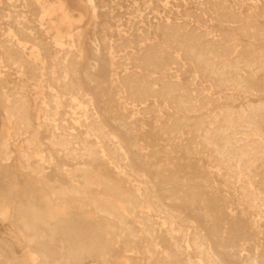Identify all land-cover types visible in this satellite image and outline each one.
I'll use <instances>...</instances> for the list:
<instances>
[{
  "label": "rangeland",
  "instance_id": "374dc122",
  "mask_svg": "<svg viewBox=\"0 0 264 264\" xmlns=\"http://www.w3.org/2000/svg\"><path fill=\"white\" fill-rule=\"evenodd\" d=\"M261 62L264 0H0V264H264Z\"/></svg>",
  "mask_w": 264,
  "mask_h": 264
},
{
  "label": "bare ground",
  "instance_id": "6f19581e",
  "mask_svg": "<svg viewBox=\"0 0 264 264\" xmlns=\"http://www.w3.org/2000/svg\"><path fill=\"white\" fill-rule=\"evenodd\" d=\"M6 9H8L7 7H6ZM41 10V9H40ZM5 22V21H4ZM157 23V22H156ZM157 26V25H156ZM40 27V26H39ZM164 30V29H163ZM12 40V39H11ZM16 42V41H15ZM201 48V47H200ZM221 48V47H220ZM194 50H196V49H194ZM214 50V49H213ZM202 51V50H201ZM220 51V50H219ZM194 52V51H193ZM207 52V51H206ZM258 52V51H257ZM199 55V54H198ZM196 55L197 57H196V61H197V65L200 67V66H203V68L205 67V70H204V72H206L207 73V71L213 76V77H216L218 80H220V82L221 83H223L222 85H227V83H231V81H230V76H229V73H228V68L230 67H228V65L227 66H224V65H222V67L220 68V66H217L216 64H214V62H212V60H211V58H210V56H209V54H208V56L207 55ZM212 55V54H211ZM228 55V54H227ZM178 56V55H177ZM191 56V55H190ZM214 56V55H213ZM220 57V56H219ZM229 57V56H228ZM178 58V57H177ZM25 59V58H24ZM236 59V58H235ZM238 59V58H237ZM244 59V58H243ZM248 59V58H247ZM222 60V59H221ZM245 60V59H244ZM249 60V59H248ZM247 60V61H248ZM252 61V60H251ZM219 62V61H218ZM237 62H239V61H237ZM243 62V61H242ZM242 62H240L239 64H237V65H235L236 67H234L233 68V70L232 71H240V70H242V67H244L243 69H245L246 67H247V69L246 70H249L250 68H251V66H253L255 63H248V64H245V66L243 65H241L242 64ZM245 62V61H244ZM195 63V62H194ZM262 64H263V62H261ZM223 64V63H222ZM196 65V66H197ZM257 65V64H256ZM255 65V66H256ZM233 66V65H232ZM70 67V66H69ZM198 67V68H199ZM195 68H197V67H195ZM255 68V67H254ZM252 69V68H251ZM250 69V70H251ZM257 69V68H256ZM260 69V70H259ZM259 71H262V73H264V64L263 65H261V67H259ZM71 70V69H70ZM207 70V71H206ZM246 70H245V72H246ZM257 70V71H258ZM69 71V70H68ZM256 71V72H257ZM249 72V71H248ZM255 72V73H256ZM205 73V74H206ZM234 73V72H233ZM250 73V72H249ZM254 73V72H253ZM257 73H259V72H257ZM204 74V73H203ZM159 75V74H158ZM210 75V76H211ZM242 76H243V74H242ZM244 77V76H243ZM254 77V76H253ZM252 76H251V78H253ZM258 77V76H257ZM262 77V76H261ZM239 78H241V76L239 77ZM82 79V78H81ZM94 79V78H93ZM25 80V79H24ZM241 80V79H240ZM258 80V79H257ZM213 81V80H212ZM242 81V80H241ZM248 81V80H247ZM260 81V80H259ZM83 82V81H82ZM207 82V81H206ZM25 83V82H24ZM220 83V84H221ZM233 83V82H232ZM242 83V82H241ZM244 83V82H243ZM251 83V82H250ZM252 83H254V82H252ZM256 83H258V81L256 82ZM245 84V83H244ZM231 85V84H230ZM237 85H238V83H237ZM63 86H64V84H63ZM250 86V85H249ZM256 86V85H255ZM241 87H242V85H241ZM252 87V86H251ZM254 87V86H253ZM239 88V87H238ZM242 88H244V87H242ZM232 89V88H231ZM253 89V88H252ZM230 90V89H229ZM63 91V90H62ZM233 91V90H232ZM261 91V90H260ZM237 92V91H236ZM263 93V92H262ZM259 95V94H258ZM200 96V95H199ZM180 97V96H179ZM206 98V97H205ZM202 100V99H201ZM189 101V100H188ZM195 101V100H194ZM207 101V100H206ZM235 101V100H234ZM182 103V102H181ZM186 103H188V102H186ZM188 104H190V103H188ZM259 104V103H258ZM181 105V104H180ZM191 105V104H190ZM189 105V106H190ZM234 105V104H233ZM187 106V105H186ZM257 107H258V105H256ZM260 107H258V110H259V108L260 109H264L263 108V106L261 107V105H259ZM256 108V107H255ZM193 109V108H192ZM230 109V108H229ZM251 109V108H250ZM203 110V109H202ZM229 111V110H228ZM256 111V109H252V111H251V114L253 113V112H255ZM6 112V111H5ZM4 112V113H5ZM218 112H220V111H218ZM226 112H227V110H226ZM225 112V113H226ZM232 112V111H231ZM250 112V111H249ZM259 112V111H258ZM229 113V112H228ZM227 113V114H228ZM223 114V113H222ZM221 114V116H224V114L222 115ZM237 114V113H236ZM240 114H242V113H240ZM5 115H6V113H5ZM226 115V114H225ZM249 115V114H248ZM216 116V115H215ZM240 115H237V117H239ZM6 117H7V115H6ZM6 117H5V120L7 121V119H6ZM225 118L223 119L224 120V125L222 126V127H217L216 129H215V131L214 132H210V131H208L207 129H204V130H207V133H205V131L203 130H201L202 129V126L204 127V125H202L200 128V131L201 132H204L205 133V135H203V139H204V142L205 143H207V145H205V146H210L209 148L212 150V148H213V150H214V154H217L216 156L218 157H220L222 160L224 159H227L229 162H232L233 164H237L239 167H240V170H241V168H245L247 171L246 172H248L249 171V173H251L252 174V172H253V170H254V166L252 165V164H250V162L249 161H247L245 158H247L246 156H245V154L243 153V152H240V151H238L236 154L237 155H232V153H231V151H233V149L231 150L229 147H230V143H231V137H230V135H229V133H230V131L231 130H233L234 129V127L235 126H237L236 124H237V122L241 119V118H237L235 115H233L232 113H230L229 115H227V116H224ZM253 117H255L254 115H253ZM42 118H44V117H42ZM215 118H218V117H215ZM215 118L213 119V120H215ZM219 118H221V117H219ZM223 118V117H222ZM243 118V117H242ZM247 120V121H246ZM245 121H244V123H248L250 126H251V124L253 123L252 122V120L250 121V119L248 120V118L246 119ZM43 121V120H42ZM221 121V120H220ZM241 122V121H240ZM27 123V122H26ZM43 123V122H42ZM202 123V122H201ZM199 124H200V122H199ZM203 124V123H202ZM215 124H216V122H215ZM42 125V124H41ZM197 125V124H196ZM209 125V124H208ZM212 124H210V127L211 128H213V126H211ZM250 126H248V127H250ZM31 127V126H30ZM60 127V126H59ZM195 127V126H194ZM239 127V126H238ZM209 128V127H208ZM215 128V127H214ZM237 128V127H236ZM30 129V128H29ZM240 129H241V127H240ZM245 129V128H244ZM247 129V128H246ZM235 130V129H234ZM247 130H249V129H247ZM37 131V130H36ZM200 131H197L198 133H199V135H200ZM237 131V130H236ZM240 131V130H239ZM242 131V130H241ZM235 132V131H234ZM233 132V133H234ZM244 132V131H243ZM257 132V131H256ZM50 133H51V131H50ZM53 133V132H52ZM61 133H63V132H61ZM237 133H238V131H237ZM244 133H246V132H244ZM244 133H242L241 135H243ZM260 133V132H259ZM64 134V133H63ZM62 134V135H63ZM235 134V133H234ZM262 134V133H261ZM50 135V134H49ZM199 135H197V138H198V136ZM240 135V134H239ZM245 135V134H244ZM246 135H248V134H246ZM55 135H53V137H54ZM202 137V136H201ZM60 139V138H59ZM243 139V138H242ZM242 139L240 140V138H239V141H242ZM47 141H48V139H46ZM202 140V139H201ZM25 141V140H24ZM200 141V140H199ZM234 141V140H233ZM30 142V141H29ZM34 142V141H33ZM5 143V142H4ZM47 143V142H46ZM64 143V142H63ZM202 143V142H201ZM234 144H235V142H233ZM238 143H240V142H238ZM242 143V142H241ZM6 144V143H5ZM45 144V143H44ZM204 144V143H203ZM245 144H246V142H245ZM263 144V143H262ZM71 145V144H70ZM238 146H239V144H237ZM241 145V144H240ZM8 146V145H7ZM10 146V145H9ZM61 146V145H60ZM59 146V147H60ZM242 146V145H241ZM206 147V148H207ZM212 147V148H211ZM236 147V146H235ZM8 148V147H7ZM50 148V147H49ZM66 148V147H65ZM243 148V147H242ZM251 148V147H250ZM249 148V149H250ZM2 149H5V146H4V148H2ZM9 149H10V147H9ZM8 149V150H9ZM67 149H69V147L67 148ZM26 150V149H25ZM59 150V149H58ZM231 150V151H230ZM239 150V149H238ZM254 151H255V149H253ZM72 151V150H71ZM250 151H251V149H250ZM254 151H252V152H254ZM6 154H7V151H4ZM252 152H251V154H252ZM1 153V152H0ZM89 153V152H88ZM91 153V152H90ZM95 153V152H94ZM234 153V154H235ZM21 154V153H20ZM76 154V153H75ZM93 154V153H92ZM213 154V156L215 157V155ZM5 155V154H4ZM9 155H11V154H9ZM14 154H12L10 157H12ZM22 155H23V153H22ZM81 155V154H80ZM212 155V154H211ZM257 155H259V154H257ZM90 156V155H89ZM7 157H8V155H7ZM7 157H5V158H7ZM28 157H30V156H28ZM27 157V159H30V158H28ZM69 157V156H68ZM2 159L4 158V157H1ZM18 158V157H17ZM9 159V161H10V158H8ZM22 159H23V157H22ZM21 159V160H22ZM77 159V158H76ZM216 159H218V158H216ZM26 160V159H25ZM25 160H24V162H25ZM85 160H86V158H85ZM88 160V159H87ZM6 162H7V160H5ZM29 161V160H28ZM88 161H90V160H88ZM24 162H23V164H24ZM31 162V161H30ZM226 162V161H225ZM228 162V163H229ZM3 163H5L4 161H3ZM10 163V162H9ZM26 164V163H25ZM28 164V163H27ZM30 164V163H29ZM216 164V163H215ZM227 164V163H226ZM26 167H27V165H25ZM24 166V167H25ZM260 166V165H259ZM29 167V166H28ZM36 167V166H35ZM233 167V166H232ZM232 167H231V169H232ZM236 167V166H235ZM31 168V167H30ZM259 168V167H258ZM261 168V167H260ZM263 169H264V167H262ZM25 169V168H24ZM41 169V168H40ZM225 169V168H224ZM233 169H235L234 167H233ZM244 169V170H245ZM262 169V170H263ZM22 170H23V167H22ZM238 170V169H237ZM240 170H239V172H240ZM243 170V171H244ZM26 171H29V170H26ZM31 172V171H30ZM32 173V172H31ZM30 173V174H31ZM33 174V173H32ZM242 174V173H241ZM258 173H256L255 175H257ZM261 174V173H260ZM34 175V174H33ZM98 175H99V172H98ZM255 175H253L252 174V176H255ZM262 175V174H261ZM240 176V175H239ZM81 177V176H80ZM257 177V176H256ZM79 178V177H78ZM102 178V177H101ZM74 179V178H73ZM243 179V178H242ZM259 179H261V178H259ZM101 180V179H100ZM257 180V179H256ZM255 180V181H256ZM260 182V181H259ZM258 183V182H257ZM92 184H93V182H92ZM210 185V184H209ZM92 185H90V184H86V194L88 195V196H90L92 199H94V201L96 202V204L98 205L100 202H101V198H99V196L96 194V192H95V189L93 188V187H91ZM230 186V185H229ZM95 187V186H94ZM181 187V186H180ZM232 187V186H231ZM243 187V186H242ZM71 188V187H70ZM257 188V187H256ZM72 190V189H71ZM182 190V189H181ZM240 190V189H239ZM258 190V189H257ZM57 191V190H56ZM62 191V190H61ZM70 191V190H69ZM264 191V190H263ZM55 192V191H54ZM58 192V191H57ZM70 192H72L71 194L73 195V197L74 196H76V195H78L79 193H77V191L76 190H72V191H70ZM255 192L257 193L258 191H256V189H255ZM53 193V192H52ZM56 193V192H55ZM54 193V194H55ZM61 193V192H60ZM235 193V192H234ZM244 193V192H243ZM260 193V192H259ZM53 194V195H54ZM67 194V193H66ZM52 195V196H53ZM56 195V194H55ZM54 195V196H55ZM83 195V194H82ZM236 195V194H235ZM257 195L259 196V194L257 193ZM256 195V196H257ZM71 196V195H70ZM87 196V198H89ZM122 196V195H121ZM125 196V195H124ZM262 196H264V195H262ZM261 196V197H262ZM67 197V196H66ZM52 198V197H51ZM56 198V197H55ZM91 198H89V199H91ZM264 198V197H263ZM258 199V198H257ZM107 202V201H106ZM258 203V202H257ZM94 205V204H93ZM99 208V207H98ZM102 210V209H101ZM100 210V211H101ZM99 211V212H100ZM98 212V213H99ZM102 212V211H101ZM103 213V212H102ZM101 213V214H102ZM100 215V214H99ZM102 215H104V214H102ZM108 215V214H107ZM108 217V216H107ZM111 218V217H110ZM112 219V218H111ZM119 222V221H118ZM120 223V222H119ZM119 225V224H118ZM147 234V233H146ZM167 236V235H166ZM205 237H210V234H207V235H205ZM169 238V237H168ZM197 238V237H196ZM182 239V238H181ZM202 239H197V241L195 242V248H197V250L199 251V252H201V255H203V256H205L206 257V260L208 261V263L209 264H242V261L240 260V259H235L234 258V256L233 255H229L228 257H226L225 256V254L224 253H220V254H218V257L216 258V259H214L212 256H211V252H206V250H205V248H204V245H203V243H202V241H201ZM32 243V242H31ZM186 243V242H185ZM173 247H174V245H173ZM176 250V249H175ZM200 254V253H199ZM142 259V258H141ZM199 263V262H198ZM159 264V263H158ZM246 264H247V262H246ZM249 264H260V262H259V260H258V257H255V258H253L252 259V261H250L249 262Z\"/></svg>",
  "mask_w": 264,
  "mask_h": 264
}]
</instances>
